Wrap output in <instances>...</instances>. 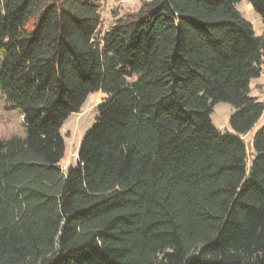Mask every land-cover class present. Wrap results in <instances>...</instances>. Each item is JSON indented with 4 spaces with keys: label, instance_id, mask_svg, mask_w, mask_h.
Segmentation results:
<instances>
[{
    "label": "trees",
    "instance_id": "16d2710c",
    "mask_svg": "<svg viewBox=\"0 0 264 264\" xmlns=\"http://www.w3.org/2000/svg\"><path fill=\"white\" fill-rule=\"evenodd\" d=\"M264 0H0V91L25 139L0 141V264H264ZM101 92L75 168L70 114ZM235 109L231 134L210 115Z\"/></svg>",
    "mask_w": 264,
    "mask_h": 264
},
{
    "label": "rangeland",
    "instance_id": "374dc122",
    "mask_svg": "<svg viewBox=\"0 0 264 264\" xmlns=\"http://www.w3.org/2000/svg\"><path fill=\"white\" fill-rule=\"evenodd\" d=\"M102 8L100 14L103 22L100 33L104 32L113 20V14L118 15L136 11L143 0L136 3H129L127 0H99ZM235 10L240 14L252 28L254 36L260 37L264 33V23L261 18L252 10L251 6L242 1L235 5ZM250 96L264 105V63L261 66V75L250 83ZM105 96L96 92L88 96L86 102L78 113L70 114L60 129L64 139L65 153L60 162L62 171L67 168H75L77 165V153L83 137L88 133L97 117V106L103 103ZM235 109L226 103L216 104L210 115L212 127L218 133L231 134L230 118L234 115ZM264 126V112L250 132L242 137L247 150V164L252 159L251 141L254 135ZM27 128L22 115L17 107L8 103L0 91V141H8L13 138L25 139Z\"/></svg>",
    "mask_w": 264,
    "mask_h": 264
},
{
    "label": "built area",
    "instance_id": "2783aa9c",
    "mask_svg": "<svg viewBox=\"0 0 264 264\" xmlns=\"http://www.w3.org/2000/svg\"><path fill=\"white\" fill-rule=\"evenodd\" d=\"M139 0H127V2H129V3H136V2H138Z\"/></svg>",
    "mask_w": 264,
    "mask_h": 264
}]
</instances>
